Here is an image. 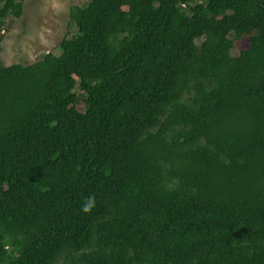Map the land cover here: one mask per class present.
Instances as JSON below:
<instances>
[{"label":"trees","instance_id":"obj_1","mask_svg":"<svg viewBox=\"0 0 264 264\" xmlns=\"http://www.w3.org/2000/svg\"><path fill=\"white\" fill-rule=\"evenodd\" d=\"M23 14L0 0V44ZM70 17L59 55L0 61V264H264V0Z\"/></svg>","mask_w":264,"mask_h":264},{"label":"rangeland","instance_id":"obj_2","mask_svg":"<svg viewBox=\"0 0 264 264\" xmlns=\"http://www.w3.org/2000/svg\"><path fill=\"white\" fill-rule=\"evenodd\" d=\"M89 0H24L21 18L6 20L4 40L0 44V61L5 65H29L45 54H60V43L77 33L71 20L73 6H83ZM238 51L233 50V55Z\"/></svg>","mask_w":264,"mask_h":264},{"label":"clouds","instance_id":"obj_3","mask_svg":"<svg viewBox=\"0 0 264 264\" xmlns=\"http://www.w3.org/2000/svg\"><path fill=\"white\" fill-rule=\"evenodd\" d=\"M94 203H95V198L91 197L89 198L85 204L82 207V211H84L85 213H88L91 211V209L94 207Z\"/></svg>","mask_w":264,"mask_h":264}]
</instances>
